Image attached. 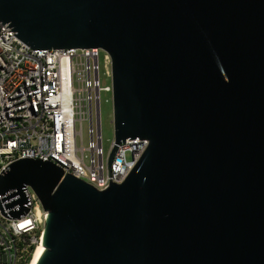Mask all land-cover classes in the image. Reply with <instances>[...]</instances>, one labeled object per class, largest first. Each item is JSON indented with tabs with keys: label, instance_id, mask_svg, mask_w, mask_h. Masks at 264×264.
Instances as JSON below:
<instances>
[{
	"label": "water",
	"instance_id": "1",
	"mask_svg": "<svg viewBox=\"0 0 264 264\" xmlns=\"http://www.w3.org/2000/svg\"><path fill=\"white\" fill-rule=\"evenodd\" d=\"M33 49L112 57L116 145L97 189L45 159L0 173V209L48 216L37 264H264V0H0ZM150 143L122 183L126 138Z\"/></svg>",
	"mask_w": 264,
	"mask_h": 264
},
{
	"label": "built area",
	"instance_id": "2",
	"mask_svg": "<svg viewBox=\"0 0 264 264\" xmlns=\"http://www.w3.org/2000/svg\"><path fill=\"white\" fill-rule=\"evenodd\" d=\"M104 52L106 74L101 80ZM113 94L112 57L98 47L33 49L0 20V173L20 158L45 159L97 189L110 186L103 147L101 92ZM89 121L85 143L84 121ZM120 143L112 161V182L122 183L150 140ZM29 211L9 218L0 209V264H30L42 243L48 216L36 191L26 185Z\"/></svg>",
	"mask_w": 264,
	"mask_h": 264
},
{
	"label": "rangeland",
	"instance_id": "3",
	"mask_svg": "<svg viewBox=\"0 0 264 264\" xmlns=\"http://www.w3.org/2000/svg\"><path fill=\"white\" fill-rule=\"evenodd\" d=\"M101 65V80L103 84L111 82V78L107 76V63L104 58V52L101 53L100 57ZM114 103L113 94L111 92L102 91L101 92V127H102V138L103 147L106 153L109 152L113 142L116 139L115 132V122H114ZM89 121H84V133H85V143L89 141Z\"/></svg>",
	"mask_w": 264,
	"mask_h": 264
},
{
	"label": "bare ground",
	"instance_id": "4",
	"mask_svg": "<svg viewBox=\"0 0 264 264\" xmlns=\"http://www.w3.org/2000/svg\"><path fill=\"white\" fill-rule=\"evenodd\" d=\"M46 247L43 245V243H39L31 260L30 264H37L41 255L44 253Z\"/></svg>",
	"mask_w": 264,
	"mask_h": 264
}]
</instances>
